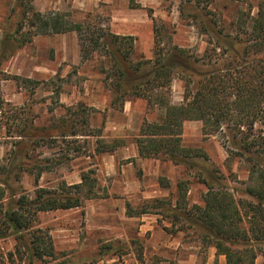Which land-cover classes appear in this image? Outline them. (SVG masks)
I'll use <instances>...</instances> for the list:
<instances>
[{
    "label": "rangeland",
    "instance_id": "1",
    "mask_svg": "<svg viewBox=\"0 0 264 264\" xmlns=\"http://www.w3.org/2000/svg\"><path fill=\"white\" fill-rule=\"evenodd\" d=\"M260 5L264 0H0V98L3 122L12 127L13 136L0 130V165L17 157L24 164L20 171L47 166L38 181L27 172L13 179L12 185L30 197L37 188L51 192L78 184L89 170L96 179V197L83 199L81 207L36 215L33 228L50 237L54 261L30 263L26 256H16L6 264H225L213 247L200 245L194 230L179 231L181 225L173 224L168 214L181 181L187 184V208L203 207V182H209L212 171L235 198L252 201L244 194L247 164L227 155L224 131L206 136L199 121L183 123L181 145L201 150L204 159L198 162L203 167L139 158L135 139L140 126L158 122L164 110L149 107L133 95L132 86L119 82L117 50L125 52L128 42L112 36L132 37L133 63L178 48L203 60L202 65L212 53L202 28L214 25L234 37L241 22L251 28ZM32 12L61 14L68 23L82 25L81 35L33 36V29L21 27ZM87 29L93 38L100 29L105 37L86 60L81 48L89 46ZM5 38L10 41L3 43ZM185 88L175 73L169 86L171 105L183 103ZM23 127L27 136L17 137ZM257 128L264 136V127ZM73 131L77 135L71 136ZM113 140L123 145L112 153L96 152L98 141ZM160 177L169 188L159 185ZM156 199L170 205L160 214L148 208L147 214L127 216V205L136 213ZM16 244L14 236L0 239V256L6 260ZM103 246L110 251L101 250ZM263 262L260 256L256 260Z\"/></svg>",
    "mask_w": 264,
    "mask_h": 264
},
{
    "label": "trees",
    "instance_id": "2",
    "mask_svg": "<svg viewBox=\"0 0 264 264\" xmlns=\"http://www.w3.org/2000/svg\"><path fill=\"white\" fill-rule=\"evenodd\" d=\"M252 21L253 25L248 30L244 28L245 22H241L234 37L225 33L224 28L219 30L214 25L207 24L202 28L212 46V53L205 55L207 62L202 65L199 62L203 60L178 48L167 53L159 51L152 60L141 59L133 63L129 59L132 37L112 36L120 43L128 42L125 52L117 50L121 65L117 73L119 82L132 86L133 95L145 99L149 107L157 106L164 110L158 122H143L140 126L135 139L139 158H163L188 169L203 167L198 162L204 159L201 150L181 145L183 123L199 121L206 136L224 131L230 147H225L227 155L247 164L249 184L244 194L252 201L235 198L222 184V177L212 171L209 182H203L207 187L203 207L194 205L187 208V184L181 181L176 185L173 212L168 214L173 224L181 225L179 231L194 230L200 245L213 247L217 255L224 256L225 264H256L259 256L264 261V136L257 128L258 124L264 127V5L259 6ZM25 26L33 29V36L69 32L81 35L82 30V25L68 23L63 15L56 13L32 12L21 27ZM99 31L95 38L88 29L85 32L89 46L81 48V51L86 60L91 50L95 51L93 49L105 37L101 29ZM7 41L9 38L2 42ZM207 66L209 68H205ZM175 73L181 75L186 87L183 103L178 106L171 105L168 99ZM3 106L0 98V130L4 128L6 134L13 137L10 135L12 127L3 122ZM97 132L95 136L100 137V130ZM16 133L17 137L27 136L25 127ZM71 133V136L77 135L74 131ZM122 145L119 140L109 144L98 141L96 152L112 153ZM21 165L24 164L17 157L7 165H0V239L14 236L17 242L6 260L0 256V264H6V261L13 263L16 256H26L30 263L45 259L54 261L56 256L50 237L33 228L36 215L79 208L83 199L95 198L96 179L92 177L95 173L92 170L83 172L80 183L62 186L59 191L37 188L30 197L12 185L13 179L18 177V172H27L38 181L47 166H36L38 171L33 172L20 171L24 168ZM158 183L162 188H169L165 178L160 177ZM166 205H170L166 200H152L150 207L145 206L136 213L127 205L126 214L137 217L149 213L148 208L160 214ZM102 249L110 251L111 248L103 246Z\"/></svg>",
    "mask_w": 264,
    "mask_h": 264
},
{
    "label": "crops",
    "instance_id": "3",
    "mask_svg": "<svg viewBox=\"0 0 264 264\" xmlns=\"http://www.w3.org/2000/svg\"><path fill=\"white\" fill-rule=\"evenodd\" d=\"M137 150V149H136Z\"/></svg>",
    "mask_w": 264,
    "mask_h": 264
}]
</instances>
